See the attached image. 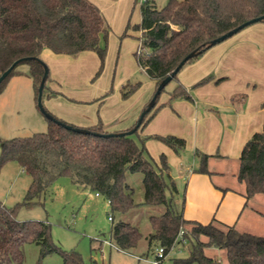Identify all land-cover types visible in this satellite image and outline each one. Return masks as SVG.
<instances>
[{
    "label": "trees",
    "instance_id": "trees-1",
    "mask_svg": "<svg viewBox=\"0 0 264 264\" xmlns=\"http://www.w3.org/2000/svg\"><path fill=\"white\" fill-rule=\"evenodd\" d=\"M141 13V23L135 26L141 30L136 57L139 66L156 81L157 89L190 52L199 50L200 56L211 40L264 15V0H169L163 8L143 0ZM109 30L103 12L91 0H0V75L18 58H41L45 49L67 55L96 51L102 68ZM25 62L30 64V73L38 88L43 67L33 59ZM18 65L3 82L17 73ZM178 73L172 79L177 81V85L170 93V105L177 98L193 100L190 89L179 82ZM139 86V83L129 89L124 86L122 97L128 98ZM159 108L156 103L139 129L154 117ZM84 128L91 133H78L50 120L46 132L4 142L6 148L1 164L16 161L32 177L25 204L33 203L58 177L69 176L75 184L90 188L109 201L114 222L116 213L125 215L138 206L134 188L127 177L128 173H141L143 203L164 206L165 210L150 217L153 231L145 237L149 251L139 258L148 257L157 243L165 246L168 252L175 244L194 238L196 242L189 258L176 263L264 264V236L242 232L234 225H226L216 219L201 223L184 218L183 206L176 198L178 189L166 180V175L171 177L167 155L162 153L159 162H155L148 156L145 141L150 138L158 140L180 153L186 147V139L172 134L146 135L141 137L143 144L140 146L132 137L139 129L131 135L111 137L95 134L107 133L102 123ZM196 153L200 157L196 171L211 175L208 162L213 155ZM239 162L237 178L246 185V199L264 193V124L244 145ZM215 223L223 225L226 230L216 227ZM181 231L183 235L180 237ZM201 236L208 240L200 239ZM143 238L144 234L137 225L121 218L113 224L110 233V242L117 249L129 253L138 249ZM32 242L41 246L42 256L59 252L63 264H112L86 260L77 251L60 249L51 239L48 224L22 221L16 216V208L0 202V264H23V248ZM207 247L225 250L227 260L208 255L205 252Z\"/></svg>",
    "mask_w": 264,
    "mask_h": 264
},
{
    "label": "rangeland",
    "instance_id": "rangeland-1",
    "mask_svg": "<svg viewBox=\"0 0 264 264\" xmlns=\"http://www.w3.org/2000/svg\"><path fill=\"white\" fill-rule=\"evenodd\" d=\"M96 1L104 10L110 27L103 67L101 68V58L96 51L89 50L77 55H67L55 54L45 49L41 58L48 65L50 74L43 92V105L51 114L62 120L67 121L65 118L71 113L81 112L87 116L91 114L97 123L101 122L105 126L113 124L114 120L109 118H114L115 114L133 111L141 104H148L156 91V82L139 66L136 57L140 46L141 30L136 29L135 26L141 23L142 0H94ZM149 1L158 8H163L169 2V0ZM244 41L264 46V21L246 26L233 36L207 49L195 60L203 57L207 52L214 53L222 45L233 43L230 46L234 47L236 43ZM259 56L260 60L264 59L261 53ZM186 65L179 71L178 78ZM261 65L264 67V64ZM263 67L255 71L260 75L258 85H251L247 81L240 84L241 89L246 90L244 93H249L247 89L254 90L256 95L264 93ZM30 68L28 62L19 63L16 68L17 73L10 75L0 88V202L9 208H16V216L22 221H42L48 224L51 239L60 249L68 252L77 251L86 260L94 259L100 263L112 264H151L155 259L154 251L160 246L159 243L153 246V251L149 252L148 257L139 258L138 256L149 251L145 237L153 231L150 217L160 215L165 208L160 205L143 203L144 188L141 173H128L127 177L129 184L134 188V198L138 206L125 215L116 213L114 222L109 219V216L114 214L110 210L108 201L90 188L75 184L69 176L58 177L40 197L34 199L33 203L25 204L32 182L31 175L16 161L1 164V159L6 148L4 142L46 132L50 124V120L38 107L39 87L37 88L34 84ZM232 81H236V78ZM137 83L140 84L139 88L128 98H123V87L129 89L131 85ZM193 86L190 88L192 94H194L193 89L200 87L201 83ZM175 87L176 80H172L161 92L157 104L166 103L164 109L167 111L158 116L155 126L149 127L148 124L144 128L145 132L153 128L188 135V125H186L184 115L178 113L173 108V104H169V94ZM53 92L54 95L50 96ZM209 108L202 104L199 106L201 112H206ZM221 111H227L232 118L234 116L231 109L224 108ZM142 132L143 130L140 129L132 135L140 146L143 144L141 137L146 136ZM217 134L220 137L214 135L213 138L211 137L213 141L209 142L204 139L209 137L204 136L200 129L197 137L193 134V142L190 144L187 137L183 136L187 141L186 147L180 153L174 154L179 157L180 162L174 164L169 159L171 177L166 175V180L168 184L176 185L178 189L176 198L179 199L180 204L186 198L189 176L187 172L191 170L192 173L200 166L195 156V149L202 150L198 147L201 145L205 149L212 150L213 153L227 150V145L222 139L223 131ZM150 143L163 142L153 139ZM149 145L151 149L145 141L148 156L158 163L160 153L154 148L155 146L152 147L153 144ZM232 161V159H219L218 157L209 160L208 168L211 171L222 170L224 172L223 176L213 174L214 182L221 186H230L234 182L239 186L237 175L234 177L232 174L235 169ZM167 194L170 195L169 190ZM252 202L253 204H249L250 207L263 206L264 195L253 199ZM253 213L252 210L244 212V217L238 225L239 229L264 236V218L259 215L256 217ZM120 218L137 225L144 234L138 249L134 252L119 250L110 242L113 224ZM214 225L226 230L223 225L218 223ZM200 239L208 240L205 236H201ZM195 242L194 238H189L175 244L168 251L163 264H179L176 263L177 260L189 258ZM23 249L25 254L23 264H63V257L59 252L42 256L41 246L36 242L25 244ZM205 252L223 261L227 260L225 250L207 247Z\"/></svg>",
    "mask_w": 264,
    "mask_h": 264
},
{
    "label": "crops",
    "instance_id": "crops-1",
    "mask_svg": "<svg viewBox=\"0 0 264 264\" xmlns=\"http://www.w3.org/2000/svg\"><path fill=\"white\" fill-rule=\"evenodd\" d=\"M91 1L100 8L99 2ZM100 9L106 18L104 10ZM231 44L233 43L222 45L214 53L210 54V52H207V54L194 62L187 63L184 70L180 73L178 80L188 89L193 88V85L196 86L202 80L208 79L206 82L201 83L200 87L193 89V100L177 98L171 101L173 108L181 115H184L187 122L186 125H188V135L176 131H159L153 128L145 132L144 128L148 124L149 127L151 125L155 126L158 116L167 111L164 109L166 103L157 104L160 108L154 117L140 129L143 130L142 133H145L144 135L175 133L172 135L178 134L176 136L187 137L189 144L193 142V134L197 137L200 129H202L204 136L209 137L204 138L209 142L213 141L211 137L213 138L214 135L220 137L217 133L223 131L222 139L227 145V150L213 153L212 150L205 149L199 145L198 147L203 151L196 148L195 156L199 160V164L200 157L197 155V151L213 155L210 159L215 157L232 159L233 164H235L232 174L236 177L240 166L239 158L244 145L255 132L262 129L264 124V93L256 95L254 90L250 91L247 89L249 91L247 94L244 93L246 90L241 89L240 85L244 81L251 85L254 84V86L258 85L260 75L256 74L255 71H259L263 67L261 64H264V59L260 60L259 55L260 53L264 55V46L251 41L238 42L234 47L230 46ZM217 51L218 53L216 54ZM234 78H236V81H232ZM200 104L209 106V110L201 112L199 109ZM146 105L147 103H144L133 111L129 110L123 114H115L114 118H109L114 120L113 124L103 126L104 129L107 132H119L130 129L137 123ZM224 108L232 110L234 113L233 118L227 111H221ZM65 119L79 127H89L98 124L91 114L87 116L81 112L71 113ZM223 121L224 123H222ZM166 132L167 134H164ZM152 140L151 138L146 140V144L149 148V144H153L152 147L155 146L154 148L160 153L159 157L164 153L172 163L177 164L180 162L179 157L174 155L176 152L169 146L166 144L163 146L162 144L164 143H150ZM197 143L196 141V146L198 145ZM210 172L212 173L211 175L197 172L196 169L192 173L191 170L187 172L189 176L186 200L184 199L182 202L185 219L196 220L201 223H209L216 219L226 225H234L240 230L238 225L243 219L245 211L252 210L254 211V216L257 217L259 215L264 218V205L259 208L249 206L250 203L253 204V199L264 195V193L257 194L247 200L244 182L239 181V186L234 182L230 186L225 184H223L225 186H221L212 180V175L217 173L219 176H223L224 172L222 170H210ZM178 202L180 203L179 199Z\"/></svg>",
    "mask_w": 264,
    "mask_h": 264
},
{
    "label": "water",
    "instance_id": "water-1",
    "mask_svg": "<svg viewBox=\"0 0 264 264\" xmlns=\"http://www.w3.org/2000/svg\"><path fill=\"white\" fill-rule=\"evenodd\" d=\"M264 20V15L262 16H259V17H255V18H252L242 24H240L239 26H237L236 28L228 31L227 33L211 40L210 42H208L206 45H205V48L206 49H209L211 48L212 46L226 40L227 38L233 36L234 34H236L237 32H239L240 30H242L243 28H245L246 26L252 24V23H255V22H258V21H262ZM200 51L199 50H194L192 52H190L188 55H186V57L181 61V63L175 68V70L169 74L165 79H163L153 97L151 98L150 102L146 105V107L143 109V111L141 112L140 114V117L137 121V123L134 125V127H132L131 129H128V130H125V131H119V132H107L105 134H101V133H95L97 135H105V136H125V135H131L133 134L135 131H137L139 129V127L141 126L142 122H143V119L145 118L146 114L156 105L157 103V99L158 97L160 96L162 90L166 87V85L172 81V79L174 78V76L180 71L181 67L184 66V64L194 58V57H197L199 55ZM36 60L42 67H43V76L41 78V81H40V84H39V89H38V107L40 108L41 112L50 120H53L59 124H61L62 126H64L65 128L69 129V130H72V131H75V132H78V133H82V134H90L91 131L87 128H84V127H79V126H73L71 124H67V123H64L60 120H57L50 112H48L46 110V108L44 107L43 105V92H44V89L46 88V82H47V79L49 77V74H50V69L48 67V65L39 57H31V56H28V57H21V58H18L17 60H15L3 73H1L0 75V84L3 82V80L10 74V72L14 69V67L21 63V62H25L27 60Z\"/></svg>",
    "mask_w": 264,
    "mask_h": 264
},
{
    "label": "built area",
    "instance_id": "built-area-1",
    "mask_svg": "<svg viewBox=\"0 0 264 264\" xmlns=\"http://www.w3.org/2000/svg\"><path fill=\"white\" fill-rule=\"evenodd\" d=\"M97 195H100V194L97 193ZM109 219L112 220V215L109 216ZM182 235H183V231L180 232V237ZM154 253H155V259L152 261L151 264H163V261L165 260L167 253H168L166 250V247L163 245H160L159 247L155 249Z\"/></svg>",
    "mask_w": 264,
    "mask_h": 264
}]
</instances>
